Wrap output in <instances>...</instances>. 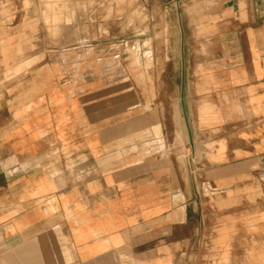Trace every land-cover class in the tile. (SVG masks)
<instances>
[{"label": "crops", "instance_id": "1", "mask_svg": "<svg viewBox=\"0 0 264 264\" xmlns=\"http://www.w3.org/2000/svg\"><path fill=\"white\" fill-rule=\"evenodd\" d=\"M153 7L0 54V264H264V0Z\"/></svg>", "mask_w": 264, "mask_h": 264}, {"label": "rangeland", "instance_id": "2", "mask_svg": "<svg viewBox=\"0 0 264 264\" xmlns=\"http://www.w3.org/2000/svg\"><path fill=\"white\" fill-rule=\"evenodd\" d=\"M156 1L160 0H0V54L16 51L25 57L37 53L44 39L51 54L70 52L75 47L85 54L96 41V33L106 35L111 28L116 40H123L129 31L124 24L139 32L136 24L148 23L155 15L149 10ZM79 33L81 44L66 42H72ZM3 74L0 85L6 87L11 78L6 71ZM18 80L26 83L27 78L20 76Z\"/></svg>", "mask_w": 264, "mask_h": 264}]
</instances>
